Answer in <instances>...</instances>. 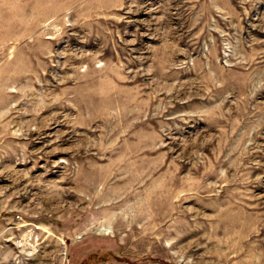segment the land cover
Wrapping results in <instances>:
<instances>
[{"label":"rangeland","instance_id":"374dc122","mask_svg":"<svg viewBox=\"0 0 264 264\" xmlns=\"http://www.w3.org/2000/svg\"><path fill=\"white\" fill-rule=\"evenodd\" d=\"M0 264H264V0H0Z\"/></svg>","mask_w":264,"mask_h":264}]
</instances>
